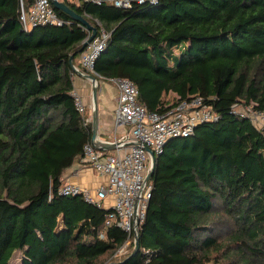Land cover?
I'll list each match as a JSON object with an SVG mask.
<instances>
[{
	"label": "trees",
	"instance_id": "obj_1",
	"mask_svg": "<svg viewBox=\"0 0 264 264\" xmlns=\"http://www.w3.org/2000/svg\"><path fill=\"white\" fill-rule=\"evenodd\" d=\"M63 1L111 33L100 75L133 80L149 110L199 95L218 118L166 143L140 248L119 257L126 231L100 237L108 209L58 191L91 137L70 65L89 30L58 8L62 25L24 28L20 0H0V264L18 250L21 264H264V131L234 108L264 110V0ZM223 216L227 242L213 233Z\"/></svg>",
	"mask_w": 264,
	"mask_h": 264
},
{
	"label": "built area",
	"instance_id": "obj_2",
	"mask_svg": "<svg viewBox=\"0 0 264 264\" xmlns=\"http://www.w3.org/2000/svg\"><path fill=\"white\" fill-rule=\"evenodd\" d=\"M84 1L97 4L108 2L129 8L134 2L156 3L158 0ZM19 16L24 28L42 24L62 25L66 22L57 12L52 0H31L30 4L20 0ZM97 23V34L81 53V68L78 67L94 75L98 83L106 80L116 85L118 104L115 110V125H128L129 129L115 140H104L98 135L100 143L94 142L93 116L85 97L74 89L72 94L76 109L82 117L83 126L91 132V137L84 144L80 162L98 174L106 176V181L94 190L63 181L58 191L63 195H82L86 201L107 208L100 237L105 238L106 229L114 225L126 231L127 239L116 252L117 255H122L127 252L131 243L135 244V234L145 219L151 196L152 185L150 180L146 181L152 164L149 149L155 155H159L163 153L166 143L171 138L189 137L194 134L200 123L215 120L218 115L213 106L199 95L181 99L175 105H165L163 109L149 110L140 102L139 88L133 80L127 77L106 78L100 75L95 69V63L105 49L111 33L98 20ZM238 106L246 108L248 112L238 109ZM234 108L250 117L253 123L264 131V110L254 109L252 104L246 106L235 104ZM101 143L104 145L115 143V152L101 148ZM107 199L111 200L109 206L105 205Z\"/></svg>",
	"mask_w": 264,
	"mask_h": 264
},
{
	"label": "crops",
	"instance_id": "obj_3",
	"mask_svg": "<svg viewBox=\"0 0 264 264\" xmlns=\"http://www.w3.org/2000/svg\"><path fill=\"white\" fill-rule=\"evenodd\" d=\"M80 2V0H71ZM80 62V57H79ZM73 90L76 89L86 99L89 111L93 116V101H92V84L88 78L74 72L73 74ZM166 99L170 96H175L174 92H169ZM118 104V90L115 84L103 80L99 82V90L97 97L98 109V135L104 140H115L129 129L128 125H115V110ZM93 126V123H92ZM93 133V132H92ZM109 152H115V149H107ZM63 181H69L95 189L101 183L106 181V176L98 174L90 167L82 164L80 160L75 162L63 174ZM111 200L107 199L105 205L109 206Z\"/></svg>",
	"mask_w": 264,
	"mask_h": 264
},
{
	"label": "water",
	"instance_id": "obj_4",
	"mask_svg": "<svg viewBox=\"0 0 264 264\" xmlns=\"http://www.w3.org/2000/svg\"><path fill=\"white\" fill-rule=\"evenodd\" d=\"M53 4L55 6V8H58L66 13H68L73 20H75L76 22L80 23L81 25H84L88 30L91 31V34L84 40V44H83V48H86L87 45L89 44V42L92 41V39L96 36L97 34V26L92 25L86 18H84L83 15L77 13L73 8H71L66 2H64L63 0H52ZM38 26V25H36ZM35 27V26H34ZM33 27V28H34ZM81 50V51H82ZM70 65L72 66L73 70L75 72H77L78 74L84 76L85 78H88L89 80H91V84H92V101H93V133H92V140L94 142H99L97 136H98V109H97V97H98V90H99V83L97 78L90 74L87 73L85 71H83L82 69H80L73 60V55L70 57ZM192 136V135H191ZM177 137H183V136H177ZM100 143V142H99ZM101 148H105V149H114L115 148V143H111L110 145H104V144H100ZM147 149H149L148 147H146ZM150 155L152 158V164H151V168L150 171L147 175L146 181L150 180L151 177L153 176L154 173V169H155V165H156V160L158 158L159 155H155V153L150 150ZM140 248V231H137L135 234V245H134V251L133 253H136L138 251V249ZM119 262H115V261H110L106 264H118Z\"/></svg>",
	"mask_w": 264,
	"mask_h": 264
},
{
	"label": "rangeland",
	"instance_id": "obj_5",
	"mask_svg": "<svg viewBox=\"0 0 264 264\" xmlns=\"http://www.w3.org/2000/svg\"><path fill=\"white\" fill-rule=\"evenodd\" d=\"M177 50V49H176ZM177 52H179V51H177ZM101 81H103V80H101ZM112 83V82H111ZM114 84V83H113ZM174 96H170V100L172 101V100H174ZM238 109H240V110H244V111H247L248 112V110H246V108H243L242 106H238ZM179 141L180 142H182L183 141V138H181V139H179ZM231 228H232V222H231V220L229 219V218H227L226 216H223L221 219H220V221L214 226V228H213V233L214 234H217V235H219L220 236V240L221 241H223V242H227L228 241V239H229V234H230V230H231ZM229 242H231V241H229ZM233 249L234 248H236V246H231ZM116 254V253H115ZM119 257L121 256V255H118ZM109 257V256H108ZM108 257H106L107 259H109ZM114 257H115V255H114ZM22 258H23V251H21V250H18L15 254H14V256H13V258L11 259V264H21V260H22ZM105 259V258H104ZM110 260H112V259H110ZM110 260H108L107 262H105L104 264H106V263H108V262H110ZM207 264H212V262H209V263H207Z\"/></svg>",
	"mask_w": 264,
	"mask_h": 264
}]
</instances>
